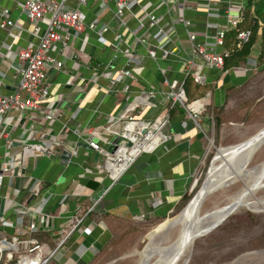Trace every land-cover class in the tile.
<instances>
[{"label":"built area","instance_id":"obj_1","mask_svg":"<svg viewBox=\"0 0 264 264\" xmlns=\"http://www.w3.org/2000/svg\"><path fill=\"white\" fill-rule=\"evenodd\" d=\"M162 3L169 13L174 12L165 23L156 11L142 7L140 0H24L19 6L21 14L32 26L34 41L21 49H15L19 36L14 34V29L22 28L9 18L8 11L0 12V29L13 40L5 46L11 54L10 68L16 72L17 81L15 85L8 84L5 81L7 72L0 68V149H4L0 190L6 181L11 188L16 179H25L24 187L14 190L13 197L6 200L11 204L9 210L14 211V218H0V227L14 231L13 236L0 238V264H48L94 210V207L88 209L86 216L77 212L72 216L67 228L61 231L55 250L36 239H24L26 235L51 231L48 222L54 216L47 206L53 195L43 181L26 170L32 161L54 157V149L61 144L62 135L69 132L67 125H63L58 133L53 132L52 124L62 114L51 105L49 79L51 73L64 70V59H81L72 51L79 35L87 31L95 34L112 54L104 65L92 63V56H87L85 67L91 75L84 81L83 91L97 86L122 94L123 98L122 111L110 117V125L104 134L87 140L89 147L103 157L99 172L113 184L139 156L153 152L172 138L165 131L171 123L170 109L173 107L181 111L184 128L187 121H191L209 140L202 124L207 120L211 94L192 100L187 94V82L204 85L209 71L213 70L218 71L222 79L236 70L249 73L260 67L257 60L249 59L245 67L225 69L229 34H234L238 49L251 38V31L242 27L247 0H162ZM91 8L96 10L95 17L88 21L86 11ZM137 8L141 11L138 17L135 15ZM200 9L207 12L202 31H198L197 24L187 16ZM105 14L111 16L109 22H103ZM128 15L136 17L135 28L128 26ZM178 26L183 27L185 39L179 36ZM127 31L134 39L133 43L126 41ZM109 33L113 34L112 40L106 38ZM139 48L145 53H140ZM148 59L158 66L161 86L134 91L132 83L137 81ZM161 61H176L182 79L167 76ZM74 79L71 78V84ZM101 80L107 82L105 87L100 85ZM160 107L157 114H150ZM17 130L20 132L14 138L13 133ZM108 134L121 138L112 155L101 145ZM76 152L69 153L74 156ZM197 170L198 167L192 174L193 180ZM70 196L69 193L62 194L59 205L65 207ZM22 250L24 254H21Z\"/></svg>","mask_w":264,"mask_h":264},{"label":"crops","instance_id":"obj_2","mask_svg":"<svg viewBox=\"0 0 264 264\" xmlns=\"http://www.w3.org/2000/svg\"><path fill=\"white\" fill-rule=\"evenodd\" d=\"M23 1L0 0V12L8 11L9 18L17 21L22 28L14 29V34L19 36L14 44L15 49L25 48L28 42L34 41L31 35L32 26L21 14L19 5ZM140 5L150 11H156V14L162 17L163 23L174 15V12H168L162 0H140ZM94 9L86 11L88 21L94 19ZM140 14L141 11L137 8L135 15L138 17ZM187 16L197 24L198 31L203 30L207 20L205 9L187 13ZM102 20L109 22L111 16L105 14ZM128 26H137L135 16L128 15ZM178 34L182 39L186 38L182 26H178ZM125 37L127 42H134L128 31ZM106 38L112 40L113 34L109 33ZM12 41L7 32L0 29V68L7 72L5 81L15 85L16 72L10 68L11 54L5 46H9ZM72 51L81 59H64V70L51 73L49 79L51 105L62 114L59 120L52 124L53 132L58 133L63 125L69 127V132L62 135L61 144L54 149V157L30 162L26 172L43 181L49 193L53 195L47 210L54 216L48 225L55 239L60 238L61 231L67 228L76 212L80 216H86L87 210L94 207L93 212L87 215L84 224L72 235L70 243H67L62 251L65 264H99L113 251L112 243L124 236L131 227L146 221L157 223L169 217L184 194L193 189L192 174L202 161L205 141L200 137L202 133L195 129L193 122L187 121L186 128L182 126L183 115L177 109L171 113V123L165 131L172 138L153 152L139 156L122 178L113 184L99 172L103 157L101 154L99 158L96 157L97 152L89 147L87 140L104 134L110 125V117L122 111V94L117 95L97 86L91 87L88 92L83 91L84 81L91 75L85 67L87 56H92V63L104 65L109 62L112 54L95 34L88 31L75 39ZM139 52L145 53L140 48ZM158 55H161L160 52ZM160 65L171 79H182L181 68L176 61H161ZM157 67L152 60L145 61L137 81L132 83L133 90L138 91L150 86L160 88L162 78ZM234 73L231 72L228 77L221 79L218 71H209L206 84L210 86L211 106L226 109L232 99L227 98L228 89L244 87L249 78ZM72 77L75 79L71 84ZM99 83L104 87L107 85L103 80ZM157 109H152L150 114H157L161 107ZM204 131L208 134L205 129ZM19 132L15 131L13 137ZM111 136L113 135L108 134V138L101 142L105 150L109 147ZM73 150L77 151L74 156L67 160L62 159L65 152ZM3 154L4 149L1 148L0 164ZM24 184L25 179H16L10 188L9 181H6L5 187L0 190V218H14V211L9 210L11 204L6 200L11 199L13 191L22 189ZM64 193L71 196L66 206L62 207L59 201ZM13 234L12 229L0 227V238ZM46 246L50 249L48 243Z\"/></svg>","mask_w":264,"mask_h":264},{"label":"rangeland","instance_id":"obj_3","mask_svg":"<svg viewBox=\"0 0 264 264\" xmlns=\"http://www.w3.org/2000/svg\"><path fill=\"white\" fill-rule=\"evenodd\" d=\"M234 74L245 75L241 77L249 79L244 87L239 89V95L230 100L226 109L239 106L242 100L248 101V105L241 110L240 119L235 122L217 127L213 122L206 124L207 122L204 120L202 126L208 132L209 140H206L202 161L193 180L192 187L196 189L194 196L205 181L211 162L218 151L244 142L264 126V65L258 67L256 71L245 73L236 70ZM263 165L264 145L253 159L239 162L236 169L238 171L258 169ZM240 188V185H234L225 191L211 195L203 204L202 211L206 212L215 206H222L227 197L237 193ZM184 208L179 212L172 211L169 217L160 222L146 221L136 227H131L112 245L113 251L110 252L107 259L105 258L99 264H110L118 258L129 256L138 246L142 249L146 237L153 230L176 218ZM248 214H253L254 219H250ZM178 233V230L174 231L169 238L175 239ZM62 249L63 247L52 256L48 264H65ZM138 259V256H131L115 264H138ZM188 264H264V211L237 212L215 231L197 239L192 247Z\"/></svg>","mask_w":264,"mask_h":264},{"label":"bare ground","instance_id":"obj_4","mask_svg":"<svg viewBox=\"0 0 264 264\" xmlns=\"http://www.w3.org/2000/svg\"><path fill=\"white\" fill-rule=\"evenodd\" d=\"M263 145L264 126L244 142L219 150L194 199L180 215L153 230L146 237L142 249L138 246L125 258L138 256V264H188L194 242L213 232L215 226L226 221L229 214L264 211V165L258 169H236L239 162L253 159ZM234 185L241 188L228 196L222 206L202 211L203 204L211 195ZM177 230L178 236L170 239V234ZM121 260L118 258L110 264Z\"/></svg>","mask_w":264,"mask_h":264},{"label":"trees","instance_id":"obj_5","mask_svg":"<svg viewBox=\"0 0 264 264\" xmlns=\"http://www.w3.org/2000/svg\"><path fill=\"white\" fill-rule=\"evenodd\" d=\"M242 27L245 30L251 31L250 41L242 48L238 49L234 34H229L226 43L225 53V69L245 67L249 59H255L261 67L264 65V0H247V6L243 11ZM187 94L190 99L205 98L209 93L210 86L208 84L196 85L192 82H187ZM240 90L237 87H231L227 91V98L231 99L239 95ZM248 105V101L242 100V103L232 109L215 108L211 103L207 106V120L212 121L217 127L224 124L232 123L239 120L241 110ZM177 108L173 107L170 112L173 113ZM200 137L206 139L203 134ZM196 189H192L184 194L180 202L175 206L174 212H179L189 200L194 196ZM250 219H254L253 214H248ZM36 239L39 243H48L51 250L57 248L59 239H55L51 231L39 232L32 235H26L24 239ZM117 239L112 243L115 244ZM46 243V244H47ZM67 243H70L68 240ZM24 254V251H21Z\"/></svg>","mask_w":264,"mask_h":264},{"label":"water","instance_id":"obj_6","mask_svg":"<svg viewBox=\"0 0 264 264\" xmlns=\"http://www.w3.org/2000/svg\"><path fill=\"white\" fill-rule=\"evenodd\" d=\"M106 138H108L107 136H106ZM120 140H121V138L119 137V136H111V137H109V147L107 148V153L109 154V155H112V154H114V152L116 151V149H117V145L119 144V142H120ZM87 147V146H86ZM99 153H97L96 154V157L97 158H99ZM70 153L69 152H65L64 153V156H63V160H67V159H69L70 158ZM215 158V157H214ZM213 161H214V159H213ZM213 161L211 162V165H212V163H213ZM211 165H210V167H211ZM210 167H209V169H210ZM208 172H209V170H208ZM208 174V173H207ZM207 176V175H206ZM206 179V178H205ZM204 183V182H203ZM196 196V195H195ZM194 196V197H195ZM98 197H100V194L98 195ZM98 197L96 198V200H98ZM194 197L190 200V202L194 199ZM189 202V203H190ZM188 203V204H189ZM187 204V205H188ZM185 209V208H184ZM233 214H229L228 216H227V219L230 217V216H232ZM226 219V220H227ZM224 222H225V220H224ZM223 222V223H224ZM223 223H220L219 225H217V226H215V228H214V231L217 229V228H219ZM125 257H122V258H120V259H124Z\"/></svg>","mask_w":264,"mask_h":264}]
</instances>
